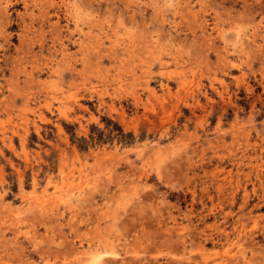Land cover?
<instances>
[{
  "label": "rangeland",
  "instance_id": "rangeland-1",
  "mask_svg": "<svg viewBox=\"0 0 264 264\" xmlns=\"http://www.w3.org/2000/svg\"><path fill=\"white\" fill-rule=\"evenodd\" d=\"M243 2L9 1L0 264H264V0Z\"/></svg>",
  "mask_w": 264,
  "mask_h": 264
},
{
  "label": "bare ground",
  "instance_id": "bare-ground-1",
  "mask_svg": "<svg viewBox=\"0 0 264 264\" xmlns=\"http://www.w3.org/2000/svg\"><path fill=\"white\" fill-rule=\"evenodd\" d=\"M9 1L10 0H0V11H2V10H6V8H7V6H8V4H9ZM246 1L247 0H245V2H243V3H245L246 4ZM172 3V2H171ZM75 5V4H74ZM185 5V4H184ZM251 6V5H250ZM162 11V10H161ZM202 14V13H201ZM91 36V35H90ZM250 37V36H249ZM99 39V38H98ZM100 41V40H99ZM121 41V40H120ZM142 41V40H141ZM246 41V40H245ZM244 41V42H245ZM234 43V42H233ZM110 44V43H109ZM260 44H262V43H260ZM154 45V44H153ZM254 45H255V43H254ZM264 45V44H263ZM129 46V45H128ZM259 46V45H258ZM264 47V46H263ZM133 48H135V47H133ZM249 49H250V47H249ZM258 49V50H257ZM253 50L255 51V50H257V52H259V54H262L261 52L262 51H260V48H256V49H254V47H253ZM158 54V53H157ZM251 54V53H250ZM158 59V58H157ZM91 60V59H90ZM260 60H261V58H260ZM170 75V74H169ZM119 83V82H118ZM130 87V86H129ZM125 92V91H124ZM137 96H139V95H137ZM160 150V149H159ZM77 179V178H76ZM78 180V179H77ZM76 182V181H75ZM67 183V182H66ZM43 200V199H42ZM38 206V205H37ZM48 211V210H47ZM46 213V212H45ZM29 236H30V234H29ZM251 238V237H250ZM85 248V247H84ZM80 250V249H79ZM84 250V249H83ZM83 250H80V251H83ZM78 250H76V253H78L77 252ZM113 253L114 254V251H112V250H105L104 251V253ZM75 253V254H76ZM81 253V252H80ZM85 253V252H84ZM71 254V253H70ZM77 255V254H76ZM75 256V255H74ZM82 256H83V254H82ZM81 257V255L80 256H78L77 257V259H79ZM74 258V257H73ZM85 258L88 260L87 262H86V264H102V258H101V256H100V252L99 253H96V254H91V255H88V256H85ZM205 258V257H204ZM83 259V258H82ZM81 259V260H82ZM112 259H115L114 257L112 258ZM120 259V258H119ZM226 260V259H225ZM245 261V260H244ZM204 264H206V261H204L203 262ZM246 263V262H245ZM45 264V263H44ZM72 264H74V263H72ZM83 264V263H82Z\"/></svg>",
  "mask_w": 264,
  "mask_h": 264
}]
</instances>
